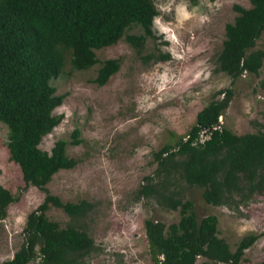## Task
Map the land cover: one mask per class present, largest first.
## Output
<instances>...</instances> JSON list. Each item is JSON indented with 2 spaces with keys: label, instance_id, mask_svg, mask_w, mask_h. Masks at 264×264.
<instances>
[{
  "label": "trees",
  "instance_id": "16d2710c",
  "mask_svg": "<svg viewBox=\"0 0 264 264\" xmlns=\"http://www.w3.org/2000/svg\"><path fill=\"white\" fill-rule=\"evenodd\" d=\"M249 2L248 7L234 4L237 14L225 24L216 57L217 69L231 77V84L243 73L258 74L264 65V48H253L264 31V0ZM157 14L153 0H0V120L7 126L8 157L20 167L26 185L45 193L27 214L20 246L0 264H32L34 260L37 264H84V256L95 248L92 236L75 222L61 226L47 215L51 205L73 219L93 207L85 198L63 201L47 186L59 169L77 163L66 153L65 138L56 139L50 150L40 147L42 137L62 119L54 109L65 94L56 93L51 78L66 59L76 68L92 66L98 61L95 48L123 36L140 52L147 38L155 37ZM133 26L141 31L127 32ZM117 66L115 59H106L95 81L105 83ZM233 91L232 85L214 91L185 135L152 151L154 172L144 176L135 195L151 197L180 214L170 223L145 218L153 264H246L245 250L259 236L248 232L232 249L218 233V216L199 217L183 189L184 185L200 186L205 202L232 207L263 193L264 124L259 123L255 131L237 133L219 120ZM203 128L209 137L199 141ZM72 134L73 142H79V129ZM14 200L16 196L0 182V219Z\"/></svg>",
  "mask_w": 264,
  "mask_h": 264
},
{
  "label": "rangeland",
  "instance_id": "374dc122",
  "mask_svg": "<svg viewBox=\"0 0 264 264\" xmlns=\"http://www.w3.org/2000/svg\"><path fill=\"white\" fill-rule=\"evenodd\" d=\"M153 2L158 9L153 21L155 37H148L140 52L123 36L95 48L98 61L92 66L76 68L66 59L51 78L56 93L65 94L54 109L62 119L42 137L40 147L50 150L56 139L65 138L66 153L77 163L59 169L47 186L63 201L85 198L93 207L73 219L61 207L51 205L47 215L61 226L75 222L92 236L95 248L84 256V264H153L145 218L170 223L180 214L151 197H137L136 189L145 175L154 172L152 151L185 135L214 91L229 85L234 88L219 117L221 124L237 133L255 131L259 123L264 124V65L258 74L243 73L231 84V77L217 69L216 61L225 24L237 14L234 4L248 7L249 0ZM140 31L139 26L127 30ZM253 48H264V31ZM109 58L118 66L99 84L95 81L98 68ZM75 128L79 129L77 143L72 137ZM8 155L7 126L0 120V182L16 196L0 219V261L12 257L20 246L27 214L45 194L25 184L20 167ZM183 189L199 217L218 216V233L232 249L244 234L258 233L243 260L246 264L264 262V191L232 207L205 202L200 186L184 185Z\"/></svg>",
  "mask_w": 264,
  "mask_h": 264
},
{
  "label": "built area",
  "instance_id": "2783aa9c",
  "mask_svg": "<svg viewBox=\"0 0 264 264\" xmlns=\"http://www.w3.org/2000/svg\"><path fill=\"white\" fill-rule=\"evenodd\" d=\"M207 137H209V133H207V129L203 128L202 130H200L198 140L203 141Z\"/></svg>",
  "mask_w": 264,
  "mask_h": 264
}]
</instances>
